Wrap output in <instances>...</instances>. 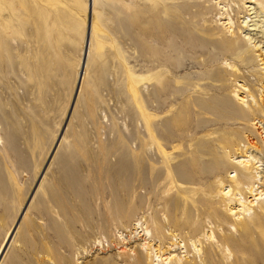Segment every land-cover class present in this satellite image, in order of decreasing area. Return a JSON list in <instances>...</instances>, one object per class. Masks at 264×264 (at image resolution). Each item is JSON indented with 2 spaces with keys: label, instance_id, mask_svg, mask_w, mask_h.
Returning a JSON list of instances; mask_svg holds the SVG:
<instances>
[{
  "label": "rangeland",
  "instance_id": "rangeland-1",
  "mask_svg": "<svg viewBox=\"0 0 264 264\" xmlns=\"http://www.w3.org/2000/svg\"><path fill=\"white\" fill-rule=\"evenodd\" d=\"M78 1L0 0V264H221L225 248L228 263L264 264V205L254 201L262 185L225 198L237 169L218 177L221 187L197 172L201 154L231 165L256 154L244 155L249 139L261 146L264 0H91L87 41L88 0ZM244 106L250 115L239 122ZM139 147L165 150L174 165L156 191L125 161V149L130 158ZM189 158L200 184L189 182ZM199 198L212 200L201 213L191 209ZM170 243L181 263L163 261Z\"/></svg>",
  "mask_w": 264,
  "mask_h": 264
},
{
  "label": "bare ground",
  "instance_id": "bare-ground-1",
  "mask_svg": "<svg viewBox=\"0 0 264 264\" xmlns=\"http://www.w3.org/2000/svg\"><path fill=\"white\" fill-rule=\"evenodd\" d=\"M254 1L257 3V0H254ZM75 2L77 5H80V2L78 0H75ZM231 21L232 20H230L228 18V21H227L226 26H225L226 31L229 34L228 37H231L234 34V32L232 31L233 25H231L232 24ZM250 26H253V25H250ZM249 31H254V30H249ZM232 42L234 45H237L239 43V42H235V41H232ZM235 54H236L235 55L236 59H238L241 62H245L248 59V51L245 49L244 45L243 46L242 45L236 46ZM262 94H263V97H261V99H260V105H261V107H264V93H262ZM237 99H238V101H242L238 97H237ZM240 111H241V115L238 117L239 122L242 120L244 121V119H247V117H249V115H250L248 106H244V108H242ZM253 111H254V113L261 114V111H259L258 107H253ZM142 116L144 119L145 127L148 131L149 141L150 142L152 141L153 143H155V141H156L155 129L151 128L152 118L150 116L146 115L145 113H143ZM263 122H264V119L263 120H257V123H255V125L260 124L262 126ZM261 126L258 127V129L261 130V132L259 133V138L261 139V146L257 145V143L249 141L250 140L249 139L247 142L248 143L247 146H249V148L247 146H243L244 147V155H246L248 153L249 149L254 150L256 152V154L253 155L252 153H254V152H250L248 157H244L245 160H243V161H240L237 163H232L230 165L224 161V158L222 155L218 156V154L214 155V154L209 152V153L201 154V157L199 156L200 164L203 165V168H201L197 171V169L195 170L196 167H194L195 164H193V162L195 163V159L194 160L192 159L193 160V162H192L191 158H189L191 163H189L188 160H186L185 163L187 165V170L191 174V176L190 175L189 176L192 177V178H190L189 182L193 183L194 185L195 184L197 185V183L200 184V182L202 183V181L205 179L206 180L213 179V180H215V183L217 184V186L221 187L223 185V181L218 177L225 175L226 170L231 166L232 168L237 169V173L235 172L234 176H231V177L229 176L232 173H229V175H228L230 177V178L228 177V179H230L231 183L233 184V189L231 191L228 190L226 193L221 192L222 197H225V198L229 197L234 191H236L237 193L240 194L241 190H243V187L245 185L248 187L247 189H250V190H248L249 193L256 192V190L252 191V187H254V185H256V183H258V185H262L261 187L263 189L260 190V192L257 195H254L256 198L254 201L257 202V205L259 204L258 201H260V202L262 201L261 203H263L262 204V206H263L264 205V202H263V199H264V186H263L264 181H262L263 177L259 176L260 173H256L257 170L260 168V165H257V164L261 163L260 162L261 157L262 158L264 157V128H262ZM157 134L160 137V136H162L163 132L161 133V131H158ZM223 139H224V137H223ZM167 140H168V142H171V143L173 141H175V139L173 137H168ZM223 144H224V142L222 143V145ZM150 146H151V144L149 145V147ZM152 146H153V144H152ZM164 146H166V145H164ZM232 146H233L232 144L228 143L225 146H221V148L223 147L222 149H229ZM234 147L238 148L239 146H234ZM125 150L128 153L127 160H125V161L129 164H133V165L135 164V167L134 166L133 167H134V170L136 173L135 175L137 178V183L140 180H142L144 186L150 190L156 191V189H157L156 184L159 181V178L163 175L164 170L165 169L171 170L174 167V165L172 164V160L165 157L166 156L165 150H163V149H157V152H159L162 156H164V160L161 161L160 163H159V161L153 160L152 157H156L155 154L157 152L153 151V153H152V152H150V149L144 150V149H142V147H139L137 150L131 151V157L130 158H129L128 149H125ZM187 151H188V149H187ZM236 151H237V149H236ZM185 152H186V150H185ZM156 159L158 160V158H156ZM197 165H198V163H197ZM183 167H184V165H183ZM198 167H200V166H198ZM180 168H182V167H180ZM196 171L199 172L202 177H204L203 180L199 179V181H198L197 178H196V180L193 178L194 177L193 174ZM199 173L197 175H199ZM197 175H195V177ZM167 178H168V175H165V181L167 180ZM170 180H172V178ZM260 188L258 187V189H260ZM211 189H212V186H209V190H211ZM37 190H38V188H37ZM37 190H36V192H37ZM34 192H35V190H34ZM34 195L36 196V193H34ZM174 202L178 203V200H175ZM210 203H212V200L207 199V198H199L196 202H194L192 200L191 201V209L193 211L196 209L198 212L201 213V211L199 210V206L209 205ZM187 207H188V205H187V203H185L184 208H187ZM251 207H253V206H251ZM177 210L175 212H178ZM251 211L252 210L250 209V207L241 209L239 216L237 218L239 220L240 219L243 220V219H245V217L250 218ZM222 217H223V215L220 214V218H222ZM216 222H220V219L217 218ZM181 226L182 225H180V227ZM183 226L185 229H187V228L192 229V232L197 231L196 228H193V226H194L193 223L186 224ZM242 226H244V225H242ZM229 227H230V229H231L230 231L232 233H234V234L237 233V228L235 226L230 225ZM209 231H211L210 234H208ZM247 232H251V229H248ZM168 236L171 237L172 235L168 234ZM220 237L222 238V236H220ZM205 238L208 240L214 238V232L212 231V227H209L207 229ZM144 240H145V238H144ZM199 242L200 241H197V243H199ZM239 243H240V241L237 242V244H239ZM146 245H147L146 243L141 244V248L145 249L147 252V248H146L147 246ZM177 245H178V243H170L169 244L167 254L162 253L163 256L168 255L164 258L163 261H165V262L169 261V263H170L174 258H176V256H173L171 253H172L173 247L177 246ZM243 246H245V244ZM179 247H181V246H179ZM196 247L197 246L195 244L194 245L192 244V249L196 253L194 255L199 257V254L201 253V249H197ZM222 256H223V259L225 260V262H222L221 264H235L234 261H232L230 263L227 262V261H230L232 258V254L228 251L227 248L224 249ZM176 259L179 263H181V257H177Z\"/></svg>",
  "mask_w": 264,
  "mask_h": 264
},
{
  "label": "water",
  "instance_id": "water-1",
  "mask_svg": "<svg viewBox=\"0 0 264 264\" xmlns=\"http://www.w3.org/2000/svg\"><path fill=\"white\" fill-rule=\"evenodd\" d=\"M88 10H89V15H88V21H87V37H86V41L88 40L89 29H90L89 26H90L91 0H88ZM81 78H82V77L79 78V82H78V85H77V89L74 91V96H73V99H72V102H71V105H70V109H69L68 116L71 114V111H72V109H73V105H74V103H75V100H76V97H77V93H78V90H79V86H80V83H81ZM67 118H68V117H67ZM57 145H58V140L56 141V143H55V145H54V147H53V149H52V151H51V153H50V155H49V157H48L47 163L49 162V160L51 159V157H52L53 154L55 153V150H56V148H57ZM32 194H33V193H32ZM32 194L29 196L28 200L26 201V203H25V205H24V207H23V209H22V211H21V213H20V215H19V218H18V220H17V223H16L15 227H17V225L19 224V221L21 220V218H22V216H23V214H24V212H25V209L27 208V206H28V204H29V201H30V199H31V197H32Z\"/></svg>",
  "mask_w": 264,
  "mask_h": 264
}]
</instances>
